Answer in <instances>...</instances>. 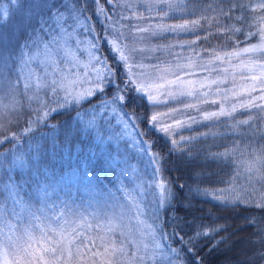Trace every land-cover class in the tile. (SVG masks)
Instances as JSON below:
<instances>
[{"label":"snow or ice","instance_id":"snow-or-ice-1","mask_svg":"<svg viewBox=\"0 0 264 264\" xmlns=\"http://www.w3.org/2000/svg\"><path fill=\"white\" fill-rule=\"evenodd\" d=\"M10 4L12 7L0 8V28L15 16V6H19V10L24 8L21 0H10ZM245 7L247 5L243 0H61L59 5L56 0H29L25 14L26 40L19 48L20 55L14 60L12 53L0 48V92H6L11 97L8 105L0 102V167L4 166L8 154L13 152L16 141L21 138L22 114L31 116L34 113L35 120L24 122L25 130L31 132L32 124L48 118L50 113L64 108L68 103L79 105L80 108L74 110L82 121V127H77L76 134L89 138L94 134L98 144L109 148L113 143L116 145V154L111 159L104 157L105 165L115 168L121 164L123 167L119 171L122 176H129L131 170L133 179H139L132 192L138 193L139 201L145 198L149 200L152 223L139 218L143 215L140 203L132 199L127 189L122 188L126 193L125 199L137 209V223L142 226L137 229L138 240L129 239L124 231H120L124 240H106L97 234L86 241L79 229L67 236L65 232L68 230L65 229L58 234L61 239L55 242L49 241L47 235H41L36 240L29 234V240L19 244L13 242L10 234L7 241L0 242V264H197L198 242L204 238L214 241L222 226L209 220L207 224L194 222L190 225L191 233L184 230L183 225L187 221L175 215V203L191 211L192 202L187 197L178 199V194L173 192L172 181L166 175L167 159L154 150L155 143L150 137L147 140L142 138L147 134L140 130L145 124H151L152 128L163 132L170 139L169 151L179 153L177 161L182 165L193 164L199 159V153L193 151V145L200 142L201 138L204 144L199 151L204 153L205 167L208 161H218V167L231 166L237 152L241 156L247 153V160L242 162L245 184L236 183L241 175L237 169L231 180L220 181L231 187L211 192L205 189L203 194L211 195L224 207L229 204L234 207L246 205L264 212V144L252 151H248V145L240 148L233 143L229 147L220 143V132L193 129L194 125L211 128L216 122L227 123L231 120L229 127L233 132L239 133L241 126L247 125L255 134L253 121L258 118L264 122V0L256 2L251 16L254 23L248 22L247 13L243 16L233 14V9L242 11ZM113 12L114 18L110 15ZM128 12L132 16L125 14ZM210 13L216 15L211 16ZM44 16L54 21V28L45 26L47 21ZM101 16L104 18L103 25L98 28L92 21ZM223 16L228 17V24H221L220 17ZM36 17H40L41 27L39 30L33 28L32 33L28 34ZM148 20L153 22L147 23ZM213 27L218 30L217 33L212 32ZM253 27L257 29L256 32L252 31ZM220 29H223L224 44L208 52L211 38L217 36ZM81 30L86 36H82ZM200 32L208 33L203 37V54L198 52L201 45L197 39L181 40L182 34L196 36ZM241 35L258 36L259 43H249V46L242 48L228 43L239 39ZM129 36L131 43H124ZM170 38H174L175 42L138 46L152 39L168 41ZM8 39L6 34L0 32V42ZM104 43H110L107 51L112 52L111 57L101 54ZM229 47L231 51L227 50ZM177 48L192 54L175 53L174 63L163 61L153 65L154 71L151 72L146 70L148 66L142 60H137V56H143L146 51L171 53ZM85 52L89 57L87 64L78 55ZM109 59L114 63L110 65ZM68 61L73 66L91 67L94 70V80L89 81L92 86L76 90L75 86L81 83L79 74L70 78L60 70L61 64ZM237 69L240 80L247 83L237 85ZM88 75L86 72L85 77ZM229 77L232 87L222 88L228 83ZM33 85L37 91L47 89L45 96L50 93L54 99L44 102L37 98L39 106L32 113H22L18 110L20 102L17 96H27ZM130 93L136 96L131 97L128 95ZM27 98L32 99L30 96ZM229 100L232 102L229 103ZM129 102L134 105L131 112L127 111ZM53 104L55 107H52ZM160 105H168L167 110L161 111ZM202 105H215L218 110L205 109ZM137 107H142L144 111H137ZM241 109L248 114L247 119L235 118L234 114ZM250 110H256V114ZM85 115L90 118L84 119ZM113 117L115 124L122 126L119 130L111 123ZM221 117L226 118L225 121H221ZM184 130L195 134L184 135ZM209 137H212L211 143H208ZM260 138L264 140V130H261ZM121 142H124L122 155ZM213 147H224L225 151H213ZM129 148L138 157H146L148 167L156 165L150 179L144 180L135 175L139 169L131 163L132 157L127 152ZM55 149L53 145L54 152ZM100 155L91 143L83 144L81 141L73 145L69 140L60 154L61 160L67 159L68 170L56 182H81L84 185L98 183L99 174L93 176L90 169ZM15 168L21 169L18 176L10 174L6 182H0V194H3V199H0V219L4 216L8 201L22 204L23 193L29 188L41 200L46 199L50 196L51 181L56 178L54 169L42 165L38 155L30 156L27 160L14 158L9 172ZM201 174L194 173L197 177ZM195 191L197 194L202 191L198 183ZM170 211L173 216L162 221L161 215L167 216ZM248 219L257 228L255 235L259 245L248 264H256L257 259L264 261V217L257 219L253 214ZM9 227L11 229V224ZM168 228L172 230L169 232ZM109 231L114 233L117 227H110ZM78 235L80 238L76 239ZM96 239L100 243H96ZM128 245L132 246V250L128 249ZM199 264H203L202 258Z\"/></svg>","mask_w":264,"mask_h":264},{"label":"trees","instance_id":"trees-1","mask_svg":"<svg viewBox=\"0 0 264 264\" xmlns=\"http://www.w3.org/2000/svg\"><path fill=\"white\" fill-rule=\"evenodd\" d=\"M244 4L247 5L242 11L239 9H233L234 15H240L243 16L245 13H247L249 17V23H254L251 20V16L253 15V10L255 9V5L257 0H243ZM111 7V5H109ZM126 15L132 16L131 12L125 13ZM90 15V14H89ZM110 15L115 16V13H110ZM211 16H215L216 13H210ZM170 23H175L176 21H169ZM221 24H228L230 21L227 16L220 17ZM94 26H97L98 28L103 25V19L99 18L98 20L92 21ZM207 27V25H205ZM217 29L215 27L212 28L213 33H217ZM253 32H256L257 29L255 27L252 28ZM86 35V34H85ZM207 32H200L198 35L193 36L192 34H187L183 38V41L188 39H197L198 42H200V49H198V52L203 54L204 44H203V37L207 36ZM182 41V42H183ZM167 42V41H166ZM125 43V42H124ZM156 43V42H155ZM230 45L235 44L238 47H247L249 46V43H259V37H247L246 35H241L239 39H233L228 42ZM129 44V43H127ZM224 44L223 40V29H220L218 32V35L211 38L210 40V47L207 49L208 52H211L213 48L222 46ZM110 47V43H104L103 49L104 51L101 53L105 57H111L113 54L112 52L107 51V49ZM228 51H231L232 48L229 47L227 49ZM185 50L174 49L171 53L164 52V51H157V52H151L152 56L148 57L147 55L142 59V62L148 66L146 70L154 71L152 68L153 65L160 64L163 61H169L172 62L171 58L175 57V53H181L182 55H191V52H188ZM146 53V52H145ZM137 58H141V56H137ZM176 58V57H175ZM235 63V61H233ZM108 63L111 65L114 63L113 60L109 59ZM174 63V62H173ZM227 67V65H225ZM237 78L236 83L237 85H241L244 83H247L246 81H242L239 78V70L237 69ZM215 75V73H213ZM232 87V81L231 77H229L228 83L225 85H222V88H231ZM109 92L112 91L111 88L108 90ZM131 97H135V93L128 94ZM51 100V99H50ZM232 101L229 100V103ZM145 103H147L145 101ZM71 107V113H73V116L76 118V122L74 124V134L75 136H69V140H71L72 144L75 145L77 143H81L83 141V144H93L98 149V155L102 152V155H100V158L95 160L92 168L90 169V172L93 176H96L99 174L100 179L99 182L96 184H89L86 185V189L92 185L95 187L100 188L102 191H108L109 189L114 188V184L117 183L119 185L122 181V177L119 174L118 166L115 168H107L105 165L104 157H108V159H111L112 155L108 154L107 152L101 150L98 148V143L95 140V135L93 134L90 138L83 136V135H77L76 129L78 126L82 127V121L78 119L77 112L74 109H79V105H73L69 104ZM87 107V105H86ZM134 105L129 102L127 111L131 112L133 110ZM205 109L210 110H218L217 106L215 105H202ZM161 111H166L168 108V105H160L159 106ZM62 109H59L61 111ZM137 111L143 112L144 109L142 107H137ZM253 112V114H256V110H250ZM58 112H52L50 113V116L52 118H55L54 122L58 125L64 124L67 119L61 121L58 118L56 119ZM235 115L236 119H247L248 114L244 112L242 109L239 110ZM72 117V115H71ZM52 118L50 120H52ZM84 119H88V115H85ZM226 118L221 117V121H225ZM171 122V121H168ZM111 123L115 125L116 129L119 130L122 126L115 124V118H111ZM212 122H205V124H211ZM232 123L231 120H228L227 123H221L216 122L214 127H208L205 125H194L193 129L199 131V132H206V131H218L221 133V136L218 138L220 140V143L227 144L229 147L235 143L240 148H244L245 145H248V147L252 144L253 141H256L257 144L255 146L256 149L260 147L261 144H264V140H261L260 138V132L261 130H264V122H261L258 118L253 121V129H255V134L249 130L247 125L241 126L239 133L233 132L229 125ZM52 125L47 126V131L51 129ZM73 128V130H74ZM142 132L147 133L142 138L147 140L149 137L151 140L155 143L154 150L157 152H160L163 154V156L168 161V170L166 172L167 178L169 181H172L171 188L173 192L178 194V199L183 200L185 197L187 199L191 200L192 202V208L191 211H189L186 207L182 206L180 203H175V215L178 217L184 219L187 221L186 224L183 225L184 230L191 233L190 225H192L194 222L196 223H205L207 224L209 220H214L216 223L220 226H222V230L216 235L214 241H209L207 238H204L203 240L199 241V255L196 257L197 264H199L200 259H203V264H248V260L250 257L254 255V253L257 251L259 245L256 243L257 237L256 232L257 228L253 224L251 219H248V217L255 214V217L257 219L264 217V212H262L260 209L256 207H247L246 205H240L239 207H234L233 205L229 204L227 207H224L221 202L213 201L211 199H208L206 196H203L201 194H196L193 189L186 184V182L191 183L197 179V183L201 188H208L206 187L205 183H211L213 182V190H218L219 188L222 189L223 186L230 184L228 183H221L220 181H227L228 177L233 173V171H230L228 173L227 178L226 173L229 171L230 168L234 167V161L231 166H224V167H218V161H208L207 165L205 167L204 164V153L200 152L199 150L202 148V144H204L203 138H201L200 142H197L193 145V151L199 153V159L195 161L193 164L190 165H182L177 161V157L179 153L176 152H170L169 149L171 147V141L168 137L165 136L163 132H160L158 129L152 128L151 124H145L140 129ZM35 134L38 135V132H35ZM73 134V135H74ZM184 135L189 134H195V132L190 133L187 130L183 131ZM28 135V134H27ZM50 136V134H48ZM47 135V137H48ZM51 134V138L46 139L45 141L39 140L37 137H33L29 140V146L30 147H24L22 151H19L17 153L16 158H23L24 160H27L30 156L40 157L41 164H46L54 171L56 172V178L51 181V184L56 183L59 176L62 175L66 170H68V161L67 159L61 160L60 154L64 150V142L63 139L66 137V135L62 133H58L56 135ZM77 141V142H75ZM39 142H41V146L43 143H45V149H42L40 152L36 153L37 148L39 146ZM208 143H211L210 140H208ZM53 145L56 146L55 152L53 151ZM198 148V151H197ZM213 151H225L224 147H213ZM163 162V161H162ZM7 171H9L10 164L7 163ZM121 165V164H120ZM195 172H201L202 174L197 178V176L194 175ZM192 174V175H191ZM206 174V177L203 178L202 175ZM11 175H15L16 173L13 170L11 172ZM119 177V178H118ZM80 182L75 183H64L61 184V188L59 189V192H62L64 195H70L69 198L71 199H77L80 195V188H79ZM237 184H240L239 182H236ZM241 184H244L241 182ZM260 187V186H259ZM258 185H256L257 190H259ZM189 188L192 189L191 194L189 193ZM30 190L31 194H25L26 196H30L32 199V204H35V195L33 193V190L31 188L27 189ZM26 190V191H27ZM26 191L24 193H26ZM24 195V196H25ZM187 201H185L186 203ZM209 213H212L210 216ZM173 216V212H168L167 216L161 215V220L166 221L169 217ZM194 218L195 221H194ZM171 228H168L167 231H171ZM179 247V245H177ZM256 264H264V261H260L259 259L256 260Z\"/></svg>","mask_w":264,"mask_h":264},{"label":"rangeland","instance_id":"rangeland-1","mask_svg":"<svg viewBox=\"0 0 264 264\" xmlns=\"http://www.w3.org/2000/svg\"><path fill=\"white\" fill-rule=\"evenodd\" d=\"M21 2L24 5L23 10H19V6H15L17 9L15 11V16L11 20H9L3 28H0V32H3L9 37L8 40L0 42V48H3L7 52L12 53V58L14 60L20 55L19 48L22 47L26 40V37L24 36V28L27 25L25 14L27 11L29 0H21ZM60 2L61 0H56V3L58 5ZM4 6L12 7L10 4V0H0V8ZM100 18L104 19L103 16H101ZM44 19L47 21V24L45 25L46 27H55L54 21L50 20L48 16H44ZM39 20L40 17H36L32 21L33 27L28 29V34L32 33L33 28H35L36 30L40 29L41 26L39 24ZM141 22L143 23V21ZM152 22L153 21L151 20L147 21V23ZM81 34L82 36H86L83 30H81ZM182 36L184 37L185 34H182ZM88 38L91 39V37ZM45 39H47L46 36ZM181 40L183 41V38H181ZM123 42H125L126 44L131 43V36H129V38L124 40ZM155 42L173 43L175 42V39L170 38L167 42L152 39L150 42L145 41L138 44V46L150 47L152 44H156ZM180 50L181 49H179V51ZM78 55L79 59L84 64L88 63L89 57L86 52ZM146 55L150 57L152 56V53L146 51V53H144L141 58H137V60H142ZM175 59V57L171 58L172 62H175ZM97 67H99V65H97ZM60 70L65 75H69L70 78H74L76 74H79L81 83L75 86L77 91L92 86L89 81L94 80L95 73L91 67L86 69L82 66H73L72 62L68 61L66 64H61ZM86 72L89 73L87 77H85ZM34 79L35 78H33V80ZM22 83L23 81H21V91H23ZM46 91L47 89H40L39 91H37V89L33 85L31 91L27 94V96L32 97V99H28L27 96L18 95L17 99L20 102L18 105V110H20L22 113H32L33 109L39 106L37 103V98L44 102H47L50 99H54L50 93L45 96ZM62 98L63 93H61L60 95V99L63 102ZM0 102L8 105L11 103V97L6 92H0ZM69 104L70 103L66 104L64 108H61V111H54L56 113L58 112L56 119L58 118L61 121L67 119V121L62 125L56 124L54 122L55 118H52V116L49 115L48 118L42 119L39 122L32 124V130L31 132H28L25 130V120H35L36 117L34 113L31 116L24 114L21 115V138L16 141L13 147V152L8 154L4 166L0 167V182H6L7 176L11 174L9 171H7V166H9L7 165V163L11 165V161L16 158L19 151H22L24 147H30L29 140L31 138L37 137L39 140L43 139V141H45L46 139L51 138V134L56 135L63 132L66 137L62 139L64 144L66 145L68 143L69 136H75L74 124L76 122V118L73 116V113H71V107H68L70 106ZM52 107H55V105L53 104ZM51 118L52 120H50ZM89 118L90 116H88V119ZM49 125H52V127L49 131H47L46 127ZM35 132H38V135L35 134ZM48 134H50V136ZM208 140L212 142V137H209ZM40 143L41 142H39L37 151H35L36 153L40 152L42 149H45L46 144L43 143L41 146ZM256 144L257 142L253 141L252 144L248 147V151L256 149ZM98 148L107 152L108 154H111L112 156L116 154V145L114 143L110 148L107 145L98 144ZM121 149L122 155L124 150V142H121ZM127 152L132 157L131 163L135 164L139 169V172L135 175L143 178L144 180L150 179L151 173L156 165L148 167L146 157H138L136 152L130 148L127 149ZM247 158V153L244 156H241L239 152L236 153V156L233 158L234 167L230 168L226 173L225 179L227 178L228 173L230 171H233V173L228 177L227 181L231 180L232 177L236 175V171L238 169L241 172V175L239 178H237L236 182H239L240 184L241 182L244 184L246 183L242 162L247 160ZM117 166L118 169L123 167V165L120 164H118ZM14 171L16 173V176H18L21 172V169L15 168ZM129 172V176H122L119 171V174L122 177L121 183L119 185L115 183L114 188L109 189L106 192L103 190L101 191L100 188L92 185H90L86 189V185L80 182L79 188L81 195L77 199H71L69 198L70 195H64L62 192H59V189L62 188L61 184H58L57 182L51 184V187L49 188L50 196L43 200L36 196L35 204H32V199L30 196L25 195L32 193L30 190H27L26 193H23L22 204H14L12 203V201H8V203L6 204L4 216L2 219H0V231H2V235H0V242L7 241L10 234L13 242L19 244H25L29 240V234L32 237H35L36 240H39L41 235H47L49 241L55 242L61 239L58 234L64 232L65 229L68 230V232H65L66 236L69 235L71 231L79 229L80 235H83L86 241L89 238L96 237L97 234L103 236L106 240H124L125 237L120 236V231H124L125 236L129 239L136 238L138 240L139 233L137 229L141 228L142 226L137 223V209L132 206L128 199H125L126 193L122 190V188L127 189L128 192L131 193L132 199L138 200V193L132 192V190L136 187L139 179H133L131 170H129ZM202 177L205 178L206 174H203ZM186 184L189 185L196 193L195 188L197 185V179L195 181L193 179V182L191 183L186 182ZM205 184L208 188L200 187L202 190L200 194L213 201V197L211 195L203 194V190L205 189H207L209 192L213 191V182ZM226 187H231V185L223 186V188ZM0 199H3V194H0ZM138 202L140 203V208L143 212V215H141L139 218L146 221L147 223H152L150 214L151 205L149 203V200L145 198L143 201L138 200ZM121 214H123V218H121ZM9 224H11L12 226L11 229L9 227ZM110 227H117V231L114 233L110 232ZM79 238L80 236L78 235L76 239ZM95 242L100 243V240L96 239ZM33 247H36L34 242ZM128 249L132 250V246L128 245Z\"/></svg>","mask_w":264,"mask_h":264}]
</instances>
